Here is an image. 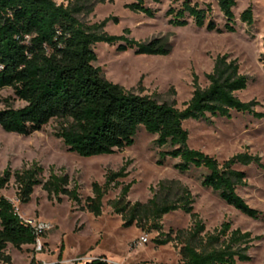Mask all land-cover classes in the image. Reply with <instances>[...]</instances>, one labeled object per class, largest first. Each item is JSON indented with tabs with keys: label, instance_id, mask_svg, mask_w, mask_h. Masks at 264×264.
Instances as JSON below:
<instances>
[{
	"label": "trees",
	"instance_id": "trees-1",
	"mask_svg": "<svg viewBox=\"0 0 264 264\" xmlns=\"http://www.w3.org/2000/svg\"><path fill=\"white\" fill-rule=\"evenodd\" d=\"M114 0H99L113 3ZM147 0H133L125 8L153 18L154 10L145 6ZM157 3L158 0H150ZM224 18L220 27L209 18L210 5L200 8L191 0H183L179 8L168 7L165 16L168 24L183 28L191 20L195 28L206 32L234 33L235 0H214ZM83 6L68 2L57 4L54 0H0V90L11 88L14 99L25 105L13 108L5 99L0 110V128L6 133L29 136L40 132L51 120L58 126L54 137L59 139L68 153L91 158L112 155L133 146L140 129L155 136L157 165L167 159L178 160L173 168L180 174L191 169L204 170L200 186L215 193L227 206L241 215L259 220L264 214L251 208L236 192L246 185L245 173L236 166L259 163L258 156L241 152L222 164L199 150L188 147L186 121H206L211 118H229L231 112L253 113L256 102H241L236 93L246 89L248 77L239 72L235 59L218 55L213 67L204 75L207 86L201 88L193 80L190 99L179 109L173 103L160 102L155 95L126 90L105 79L93 63L97 60L93 50L98 43L116 45L117 52L133 50L136 55L167 56L170 45L162 40L138 42L130 38L129 30L122 35H111L106 25L116 18H106L100 23L84 24L77 16ZM248 27L253 24L252 9L248 6L239 15ZM264 49V37L262 39ZM264 66V53L262 55ZM257 115V114H256ZM126 162L117 171H107L103 185L91 183V196L83 201L78 184L70 188V178L54 172L51 167L46 179L43 168L37 163L11 171L7 167L0 174V189L10 179L16 186V199L21 205L30 202L33 189L40 187L48 199L61 203L62 197L76 204L81 212L95 217L102 213V200L108 191L121 187L118 196L108 201L112 212L119 216L122 228L136 226L141 230L159 232L154 240L157 246L174 243L178 247L176 264H237L250 261L248 254L252 243L259 238L248 232L231 229L223 222L212 232H205V225L193 211L194 198L186 187L176 182L161 181L151 188V198L145 203H130L127 195L134 181L122 185L120 179L129 174ZM180 211L190 218L185 229L162 233L160 221L163 216ZM44 236V235H43ZM35 234L18 214L15 206L0 196V262L11 264L6 254L7 246L21 251L33 246ZM75 264H113L105 257Z\"/></svg>",
	"mask_w": 264,
	"mask_h": 264
},
{
	"label": "rangeland",
	"instance_id": "rangeland-1",
	"mask_svg": "<svg viewBox=\"0 0 264 264\" xmlns=\"http://www.w3.org/2000/svg\"><path fill=\"white\" fill-rule=\"evenodd\" d=\"M54 1L63 5L78 2L83 11L77 18L84 24L116 18V23L110 21L105 27L111 35H122L127 29L128 36L138 42L158 39L168 43L170 53L167 56L136 55L133 50L117 52L116 45L98 43L93 48L97 57L93 65L100 68L108 81L136 93L140 83L144 94L155 95L160 102L173 103L179 109L190 99L194 79L201 88L207 86L204 75L211 71L216 56L228 55L237 61L239 72L249 81L246 89L237 92L236 96L244 103L256 102L253 113L233 111L229 118H211L209 122L190 120L184 122L183 127L188 132V147L214 157L219 164L241 152L260 158L259 163L235 167L245 173L246 182L236 192L251 208L264 214V66L261 60L264 53V0H235V32L220 34L195 28L191 20L183 28L170 26L165 11L171 6L179 8L183 0H158L157 3L147 0L145 6L154 10L153 18L124 7L133 0H114L113 3ZM191 2L200 8L210 5L209 18L220 27L224 24L214 0ZM248 6L253 15V24L249 27L239 20L240 13ZM5 99H9L15 109L25 105L14 99L11 88L0 90V110L5 108ZM57 126V121L51 120L40 132L29 136L6 133L0 128V174L7 167L15 171L37 163L44 170L42 178L46 179L52 167L55 173L64 172L69 176L70 188L74 183L78 184L83 201L92 195V182L103 185L107 171H117L127 162L129 174L119 181L122 185L134 181L127 195L130 203H145L152 196L150 189H156L161 181L176 182L193 196V211L203 221L205 232H212L223 222H229L232 230L239 229L259 238L248 252L250 261L237 264H264V218H247L227 206L211 190L202 188L200 180L204 170L191 169L180 174L173 168L177 159H167L164 165H157V148L153 146L155 136L140 129L133 146L108 156L82 158L68 153L62 142L54 137ZM120 188L107 192L98 217L79 211V207L66 197H62L61 203L54 198L48 199L40 187L33 189L28 204L21 205L16 199L12 178L5 188L0 189V196L9 200L23 219L53 225V229L42 237L45 251L35 255L37 261L77 259L84 262L102 256L113 264H176L179 261L178 247L174 243L157 246L154 240L159 232L141 230L134 225L122 228L120 217L108 206V201L118 196ZM160 225L162 233L185 229L190 226V218L176 211L163 216ZM6 254L10 256L11 264H28L34 252L32 246L17 251L9 245Z\"/></svg>",
	"mask_w": 264,
	"mask_h": 264
},
{
	"label": "built area",
	"instance_id": "built-area-1",
	"mask_svg": "<svg viewBox=\"0 0 264 264\" xmlns=\"http://www.w3.org/2000/svg\"><path fill=\"white\" fill-rule=\"evenodd\" d=\"M25 223L29 225L35 234V243L32 246L34 255L31 258V261L28 264H75L79 263V260L73 259V260H57V261H37L35 259V255L38 253H43L45 251V246L42 241V237L44 234L48 233L53 229V225L49 222L35 220V219H24ZM144 242L146 239L142 237ZM3 264V263H1Z\"/></svg>",
	"mask_w": 264,
	"mask_h": 264
},
{
	"label": "crops",
	"instance_id": "crops-1",
	"mask_svg": "<svg viewBox=\"0 0 264 264\" xmlns=\"http://www.w3.org/2000/svg\"><path fill=\"white\" fill-rule=\"evenodd\" d=\"M24 247H27V248H29V246H24ZM24 247H23V248H24ZM93 259H94V258H93ZM11 262H12V260H11Z\"/></svg>",
	"mask_w": 264,
	"mask_h": 264
}]
</instances>
